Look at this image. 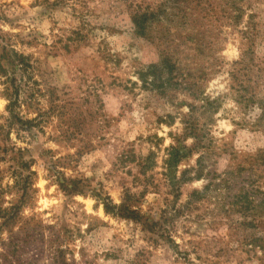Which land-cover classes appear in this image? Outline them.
Wrapping results in <instances>:
<instances>
[{
  "label": "rangeland",
  "instance_id": "374dc122",
  "mask_svg": "<svg viewBox=\"0 0 264 264\" xmlns=\"http://www.w3.org/2000/svg\"><path fill=\"white\" fill-rule=\"evenodd\" d=\"M0 44V264H264V0H0Z\"/></svg>",
  "mask_w": 264,
  "mask_h": 264
},
{
  "label": "trees",
  "instance_id": "16d2710c",
  "mask_svg": "<svg viewBox=\"0 0 264 264\" xmlns=\"http://www.w3.org/2000/svg\"><path fill=\"white\" fill-rule=\"evenodd\" d=\"M147 16H149V12H142L141 14L136 12L131 15L132 23L136 27V31H138V33H140L144 29L143 23L146 21ZM28 66L29 64H28V59L26 56H23L22 54H18L17 52H13V50H8L5 45L0 44V74L6 76V80H8L9 84H11V87L13 89V95H14L13 99L10 97L9 103L6 106V109L8 110V113L10 114L11 118H15L14 107L18 103L17 102L18 86L14 83L15 79H14L13 74L18 69L22 71L26 70ZM261 109L263 110V113L261 114L263 118L264 108L262 107ZM18 121H20L21 128H24L26 125L27 127H25V129H28V127L30 126L29 120L18 118ZM184 123L186 124V126L184 127V129L186 130V133L193 135L194 148L197 149V148L202 147L203 142H204V138H203L204 136L198 133L199 129L195 128L196 125L193 122V119L191 118L185 121ZM175 140H176V143L179 142L178 137L175 138ZM186 152L187 151L185 150V146H179L178 144L170 145L169 148L167 149V158L165 159V165H166V170L168 171H166L165 174L170 180V182L172 183L179 182L183 179L185 180L187 179V178L179 177L177 180H175V177L171 176V171H170V168L172 166H176L179 160L183 158L184 156H186L187 154ZM200 161H201V155L198 157V163H197L198 167L195 168L196 177H199L201 175L200 168L202 165L201 163H199ZM57 182L59 183L60 187L64 191L71 192L75 190V188H70V186L68 185H70L71 183H67L66 180L63 178L57 177ZM193 192H196V191H193ZM242 192H246V191H242ZM96 196L101 201L105 212L113 214V215H119V216L126 217V218H132V219L138 217V214L134 212V210H130L126 206H117L113 204L111 199L108 196H100L99 194H96ZM249 244H251L252 246L259 247L263 251L262 253L264 255L263 237L261 236L256 237V238L252 237Z\"/></svg>",
  "mask_w": 264,
  "mask_h": 264
}]
</instances>
